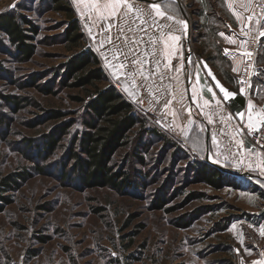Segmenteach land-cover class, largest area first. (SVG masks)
Segmentation results:
<instances>
[{
	"label": "rangeland",
	"instance_id": "obj_1",
	"mask_svg": "<svg viewBox=\"0 0 264 264\" xmlns=\"http://www.w3.org/2000/svg\"><path fill=\"white\" fill-rule=\"evenodd\" d=\"M69 1L80 20L83 44L92 46L76 10L79 0ZM203 1L173 0L169 7L184 20L190 58L184 78L191 85L178 88L176 81L152 76L149 82L155 85L149 89L141 86L139 74L117 72L100 59L108 75L100 85H115L150 129L137 125L115 153L114 169L126 170L131 181L117 189L86 185L73 168L70 150L83 127L89 95L86 88L60 83L64 63L77 51L64 40L66 14L48 0H0V13L16 9L39 29L30 58H21L7 40L0 46V179L12 171H30L19 188L9 191L10 202L1 204L0 264H247L261 254L264 176L231 167L235 159H226L211 144L201 118L207 112L191 105L199 100L197 94L193 99L194 55L201 47L212 48L205 38L199 43V34L208 32L200 22L206 15ZM208 1L221 7V0ZM168 85L173 86L165 92ZM161 93L172 101L167 108ZM52 109L63 116L51 117ZM70 120L74 123L60 133L57 126ZM50 136L56 140L46 148ZM202 161L223 167L216 166L222 173L218 185L198 173Z\"/></svg>",
	"mask_w": 264,
	"mask_h": 264
},
{
	"label": "crops",
	"instance_id": "obj_2",
	"mask_svg": "<svg viewBox=\"0 0 264 264\" xmlns=\"http://www.w3.org/2000/svg\"><path fill=\"white\" fill-rule=\"evenodd\" d=\"M256 1L221 0V7L218 4L213 5L208 0L202 2L204 6L202 14L204 15L206 11V15L203 16L204 19L200 18V22L202 27L208 29V32H202L203 36H200L199 43L202 42V38H205L208 40V44L212 45V48L207 49L206 47H201L197 54L194 55L197 60L193 71L194 79L192 84L195 85L199 100L198 103L196 102L197 104L192 101L191 105L195 107L199 104L200 107L197 109L200 112H203L202 110L207 112V117L202 116L201 118L206 123L211 144L212 146L216 145L219 152H224L226 159H235L231 167L249 175H260L263 177L264 153L257 151L244 133L242 135H236L237 126L242 128L240 126L241 119L236 113H245L243 121V125H245L249 110L253 112L254 123L261 110H264V35H259L260 32H264V26H262L264 25V19L260 20V25L256 24L258 19L255 17L251 23L247 19H244L243 23L241 22V16L246 18L253 11L255 12ZM92 3H94V0H79L78 3L75 1L76 10L81 18L84 31L88 34L99 58L105 62L103 64L110 65L115 71L123 73L125 69L119 63V59L121 58L113 59V54L116 50L108 42L107 37L110 34L103 31L102 26L95 21L89 12L88 6ZM138 3L140 7H149L148 3L142 0H138ZM170 5H174V2L168 4L167 0H165V3L161 5V11L165 13V16H173L174 21H182L183 23L170 21V23H173L175 29L172 35L176 39L168 41V54L161 57V68L159 71L167 74L164 80L165 82L169 84L176 81L177 87L179 88L182 87L184 82H188V85H191L190 78L187 77V81L184 78V74L185 72L187 73V69L189 68L190 58L186 59L188 57V50L184 45V20L177 9L170 11ZM245 5L249 6L247 11L245 10ZM205 8L207 9L205 10ZM249 27L253 28L250 33H248ZM242 28L244 31H242ZM256 34L259 35L260 47L256 57L255 75L250 89H243V92H241V88H239L237 83V77L243 67L244 53H246L249 40ZM242 41L245 42L243 45L241 44ZM139 51L144 56H147V52L143 46H141ZM148 60L150 61L151 57H148ZM164 64H170V66L164 68ZM145 67L156 71L155 66L151 63H146ZM169 72L174 74V79L168 77ZM228 73L234 75V80L228 78ZM217 82L228 92L236 94L234 97L229 98V104L224 99L220 88L216 87ZM172 86L168 85L167 88H172ZM209 88L212 89L211 92L208 91ZM213 94H215L216 99L220 100L219 105H217L216 99H213ZM205 101H209V103L205 105ZM249 102L252 105L251 109L249 108ZM209 117L212 123H209ZM229 117H231L230 120L228 119ZM258 126L260 125L257 124L256 127ZM221 129L227 131L229 135L235 136L231 152L227 150V137L220 134ZM213 133L217 134L218 145L212 142ZM240 139H243V147H240L238 144ZM221 147L224 148V151ZM248 149H251V151H248ZM215 151L217 150L215 149ZM253 262H256V264H264V250L259 256L253 258L247 264H253Z\"/></svg>",
	"mask_w": 264,
	"mask_h": 264
},
{
	"label": "trees",
	"instance_id": "obj_3",
	"mask_svg": "<svg viewBox=\"0 0 264 264\" xmlns=\"http://www.w3.org/2000/svg\"><path fill=\"white\" fill-rule=\"evenodd\" d=\"M52 8L62 11L67 16V27L64 40L68 49L75 51L64 63V76L61 77L62 86H76L88 90L89 99L86 101V117L83 127L77 131L74 138L75 148L70 150V157L75 161L74 170L77 177L86 185H110L117 189L131 184L126 170L114 169L113 159L119 148L126 145L131 130L137 125L141 131H148L134 105L113 84L101 86L100 83L108 79L101 60L91 45H84V33L80 20L69 0H48ZM35 21L26 14L9 9L0 13V46L7 40L19 53L21 58H30L36 50L32 39L38 32ZM203 36V34H199ZM228 78L234 80V75L228 73ZM46 92H55L51 87H43ZM13 105L18 106L20 100L11 95H3ZM63 111L51 110V117L60 118ZM73 120L57 126L60 133H64ZM144 127V128H143ZM157 132L156 129L153 130ZM56 139L50 136L46 148L54 146ZM202 178L214 185L221 179V170L216 166L202 161L197 166ZM30 176V171H12L0 179V208L2 201L10 202V190L19 188L22 182ZM67 176V174H66ZM7 192V193H5Z\"/></svg>",
	"mask_w": 264,
	"mask_h": 264
},
{
	"label": "snow or ice",
	"instance_id": "obj_4",
	"mask_svg": "<svg viewBox=\"0 0 264 264\" xmlns=\"http://www.w3.org/2000/svg\"><path fill=\"white\" fill-rule=\"evenodd\" d=\"M144 2L148 3V8L140 7L138 0H94V3L89 4L88 7L91 16L102 26L103 31L110 34L107 37L108 42L116 50L113 54V59L121 58L119 59V63L125 69V75L135 76V74L139 73L142 77L141 86L147 84L150 89L155 85L154 80L149 82L152 76H156L161 81L166 78L167 74L159 71L161 68V57L168 54V41L176 39V37L172 35L175 29L173 23H170V21H174V17L171 15L165 16V13L161 11V5L165 3V0H144ZM172 2L173 0H167L168 4ZM248 7V5H245L246 11ZM254 17L255 12L253 11L246 18L241 16V22L243 23V20L247 19L251 23ZM174 22L183 23L182 21ZM260 23V20L256 21L257 25H260ZM252 30L253 28L249 27L248 33ZM242 31H244L243 28ZM259 35H264V32H260ZM243 43L245 42L242 41L241 44L243 45ZM141 46L145 48L147 56H144L139 51ZM244 55L250 54L244 53ZM148 57H151L150 61ZM146 63L154 65L156 71L146 68ZM169 66L170 64L163 65L164 68H168ZM216 87L220 88L225 100L236 95L224 89L219 85V82L216 83ZM208 91L211 92L212 89L209 88ZM165 92H168L167 87H165ZM241 92H243V89H241ZM161 98L164 99V106L166 108L172 102L170 99L164 98L163 93H161ZM172 99H174V96H172ZM193 99H196L195 91H193ZM213 99H216L215 94H213ZM204 103L207 105L209 101H205ZM216 103L219 105L220 100L216 99ZM197 106L200 107L199 104ZM251 107V102H249V108L251 109ZM236 115L240 117L241 123H243L245 113H236ZM228 119L230 120L231 117ZM188 123L192 124L194 122L189 120ZM209 123H212L210 117ZM257 124L264 125V110H261L258 114L255 123L253 122V112L249 110L247 113V123L244 125L249 130V134H251L253 129L259 131V128L256 127ZM201 131H204V129L201 128ZM242 133L243 128L237 126L236 135H242ZM220 134L227 137V150L231 152L235 136L229 135L224 129L220 130ZM212 142L218 145L216 133L212 134ZM238 144L240 147H243V139H240ZM248 151H251V149H248ZM260 231L261 235H264V228ZM253 264H256V262H253Z\"/></svg>",
	"mask_w": 264,
	"mask_h": 264
},
{
	"label": "built area",
	"instance_id": "obj_5",
	"mask_svg": "<svg viewBox=\"0 0 264 264\" xmlns=\"http://www.w3.org/2000/svg\"><path fill=\"white\" fill-rule=\"evenodd\" d=\"M175 1L181 2L182 4L185 2V0H175ZM255 18L258 20L264 19V0L256 1ZM259 47H260V39H259V35L256 34L254 37H251L249 40L246 53H249L250 55H245L243 67L237 77V83L239 88L241 89L248 90L252 85L253 77L256 71V57ZM226 102L229 104L230 100L227 99ZM241 124L244 127L243 123ZM244 128L246 129L248 140L251 142V144L264 150V125H260L257 127L259 128V131L253 129L251 134H249V130L246 127Z\"/></svg>",
	"mask_w": 264,
	"mask_h": 264
},
{
	"label": "water",
	"instance_id": "obj_6",
	"mask_svg": "<svg viewBox=\"0 0 264 264\" xmlns=\"http://www.w3.org/2000/svg\"><path fill=\"white\" fill-rule=\"evenodd\" d=\"M142 1H144V0H142ZM213 164H215V165L218 166L219 168H223L221 165H218V164H216V163H213Z\"/></svg>",
	"mask_w": 264,
	"mask_h": 264
}]
</instances>
